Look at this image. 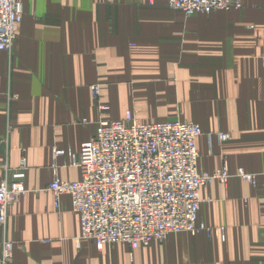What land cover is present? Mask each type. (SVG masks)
Returning a JSON list of instances; mask_svg holds the SVG:
<instances>
[{"label": "crops", "instance_id": "1", "mask_svg": "<svg viewBox=\"0 0 264 264\" xmlns=\"http://www.w3.org/2000/svg\"><path fill=\"white\" fill-rule=\"evenodd\" d=\"M20 2L12 54L0 52V182L1 166L26 164V193L9 206L5 234L0 228L13 264H264V0L190 17L166 0ZM128 111L142 123L200 127L199 170L230 175L199 190L197 224L206 230L98 249L79 239L69 196L56 210L48 185L80 179L69 154L99 122Z\"/></svg>", "mask_w": 264, "mask_h": 264}, {"label": "built area", "instance_id": "2", "mask_svg": "<svg viewBox=\"0 0 264 264\" xmlns=\"http://www.w3.org/2000/svg\"><path fill=\"white\" fill-rule=\"evenodd\" d=\"M168 8L190 17L241 8V0H166ZM23 7L20 0H0V52L12 54L19 35ZM98 108V86L90 88ZM200 127L188 121L142 123L133 113L121 121H101L96 134L84 144L68 165L78 168L80 179L64 182L54 179L47 187L56 210L61 196H69L72 211L79 217L80 240L92 241L98 249L125 243L132 250L163 242L171 234L196 235L206 230L197 224L203 200L199 190L213 181L222 184L230 178L223 168L213 174L198 167L196 138ZM220 142L228 140L218 133ZM64 155L54 150V156ZM4 170L0 182V228L5 234L8 208L26 193V164ZM237 177L255 183V176L239 170ZM14 244L3 237L0 264H13Z\"/></svg>", "mask_w": 264, "mask_h": 264}]
</instances>
